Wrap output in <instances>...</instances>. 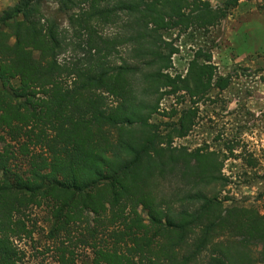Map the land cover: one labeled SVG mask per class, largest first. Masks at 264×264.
Returning <instances> with one entry per match:
<instances>
[{
  "label": "trees",
  "instance_id": "trees-1",
  "mask_svg": "<svg viewBox=\"0 0 264 264\" xmlns=\"http://www.w3.org/2000/svg\"><path fill=\"white\" fill-rule=\"evenodd\" d=\"M241 1L18 0L0 13V264H23L36 209L55 264L264 263V201L208 195L228 181L217 153L174 146L230 76L202 49L172 76L163 35L217 27ZM166 95L189 106L151 123Z\"/></svg>",
  "mask_w": 264,
  "mask_h": 264
},
{
  "label": "rangeland",
  "instance_id": "rangeland-1",
  "mask_svg": "<svg viewBox=\"0 0 264 264\" xmlns=\"http://www.w3.org/2000/svg\"><path fill=\"white\" fill-rule=\"evenodd\" d=\"M17 1L0 0V13ZM220 1L211 0V3L217 5ZM259 5L256 0L239 3L219 26L207 31L191 29L178 35L172 30L163 35L178 49L168 70L172 76L186 75L188 64L198 49L211 53V63L220 76H230L227 89L214 90L199 102L196 127L187 137L175 139L174 146L188 151L207 147L217 153L222 161L221 175L228 181L210 185L206 189L208 195L261 208L264 201V10ZM56 8L52 2L41 6L42 12L50 17ZM61 21L64 30L66 18L62 16ZM113 31L106 27L102 33L111 36ZM76 52L71 46L66 47L59 57L60 62L73 58ZM119 57L126 54L117 56L116 61ZM179 101L172 96L162 97L151 123L167 122L168 118L162 115L172 106L178 109L189 106L188 101L182 104ZM230 147H234L233 155L237 158L230 154ZM169 188L164 181L158 191ZM31 217L37 224L33 241L27 240L23 246L26 250L23 264H55L54 254L44 240L48 228L46 212L36 209Z\"/></svg>",
  "mask_w": 264,
  "mask_h": 264
},
{
  "label": "crops",
  "instance_id": "crops-1",
  "mask_svg": "<svg viewBox=\"0 0 264 264\" xmlns=\"http://www.w3.org/2000/svg\"><path fill=\"white\" fill-rule=\"evenodd\" d=\"M244 2H247V1H245V0H242V1L240 2V4H242V3H244Z\"/></svg>",
  "mask_w": 264,
  "mask_h": 264
}]
</instances>
